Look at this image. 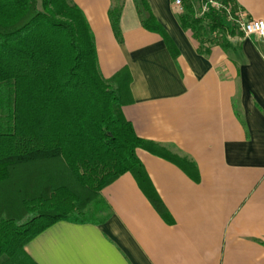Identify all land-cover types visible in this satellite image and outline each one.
Wrapping results in <instances>:
<instances>
[{"label": "crops", "instance_id": "0c3cea01", "mask_svg": "<svg viewBox=\"0 0 264 264\" xmlns=\"http://www.w3.org/2000/svg\"><path fill=\"white\" fill-rule=\"evenodd\" d=\"M140 1L73 0L101 75L130 73L132 102L122 110L137 135L191 162L137 149L169 218L125 173L101 190L109 210L99 223L59 221L25 250L37 264H264V39L229 23L226 46L201 49L174 0H147L173 52L142 25ZM236 4L264 20V0Z\"/></svg>", "mask_w": 264, "mask_h": 264}, {"label": "trees", "instance_id": "16d2710c", "mask_svg": "<svg viewBox=\"0 0 264 264\" xmlns=\"http://www.w3.org/2000/svg\"><path fill=\"white\" fill-rule=\"evenodd\" d=\"M141 3L142 25L174 52ZM223 4L236 16V0ZM179 21L201 49L226 46L224 10L199 15L191 3ZM112 23L120 38L118 10ZM131 82L127 68L110 80L101 75L94 34L73 0H0V264H37L26 244L59 221L99 223L109 210L101 190L125 173L169 218L137 149L191 162L137 135L122 110L132 102Z\"/></svg>", "mask_w": 264, "mask_h": 264}, {"label": "built area", "instance_id": "2783aa9c", "mask_svg": "<svg viewBox=\"0 0 264 264\" xmlns=\"http://www.w3.org/2000/svg\"><path fill=\"white\" fill-rule=\"evenodd\" d=\"M176 12L181 14L185 10V0H174ZM210 8L217 10H224L226 12L227 20L232 23L244 36L258 35L264 39V20L250 18L247 13L238 8L236 16L233 15L231 8L223 4V0H206L202 5L199 15H203Z\"/></svg>", "mask_w": 264, "mask_h": 264}, {"label": "rangeland", "instance_id": "374dc122", "mask_svg": "<svg viewBox=\"0 0 264 264\" xmlns=\"http://www.w3.org/2000/svg\"><path fill=\"white\" fill-rule=\"evenodd\" d=\"M203 3H204V1L203 0H195L194 1V5H195V7H196V13H200V11H201V9H202V5H203ZM140 5H142V3H141V1H140ZM238 30V29H237ZM239 31V30H238ZM96 218V216L95 215H89V218Z\"/></svg>", "mask_w": 264, "mask_h": 264}]
</instances>
